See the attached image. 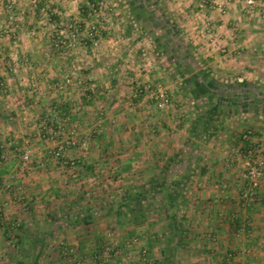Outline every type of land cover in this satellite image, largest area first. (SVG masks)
<instances>
[{
  "label": "crops",
  "instance_id": "crops-1",
  "mask_svg": "<svg viewBox=\"0 0 264 264\" xmlns=\"http://www.w3.org/2000/svg\"><path fill=\"white\" fill-rule=\"evenodd\" d=\"M204 15L208 32L204 41L198 38L197 30L188 25L187 38L173 39V44L166 41L160 47L163 52L165 48L173 56L163 53L161 58L156 57L159 63H152L150 70L144 71V67L138 69L136 65H127L132 71L118 70L125 68V59L116 58L118 60L112 64L114 58L111 55H83L80 58L83 64L86 61L92 63L88 64L89 70L83 69L84 65L80 70L83 74L92 72L93 79L90 82L94 93L92 120L89 121H92L93 136L97 142L93 150L96 152L93 154V165H88L97 175L106 165L109 176L104 185L125 189L152 178L165 168L170 155L188 146L187 156L192 162L184 189L186 205L182 211L186 234L183 244L174 250V264H264V173L258 189L260 201L242 207L238 196L245 186L239 173L242 166L248 163L243 152H253L256 160L264 164V119L259 113L253 115V110L244 107L251 100L259 104L262 97L259 93L264 91V0H212ZM195 51L202 54L207 66L215 72L236 77L238 81L252 75L258 78L262 88L248 83L222 84L216 81L214 93L205 90L207 95L202 96L199 102L194 101L190 91L194 92L196 87L193 76L199 65ZM140 58L137 56L136 61ZM163 59L164 63L161 62ZM173 61L179 62L183 68L188 67L187 72L180 69L171 71L167 62L173 66ZM192 74L193 78L188 79ZM158 83L168 89L170 97L169 104L162 109L156 107L148 91L135 92V88H142L143 84H150L153 88ZM248 87L258 91L256 98L239 94L240 90ZM221 90L230 92V98L228 94L224 96ZM219 95L223 100L218 103ZM85 107L88 109L89 105ZM205 112L211 117L210 124L198 126L196 117ZM82 120L87 121L85 114ZM248 130L249 137L244 140L242 134ZM82 155L81 161L85 163L87 156ZM17 187L28 190L31 186ZM34 188L38 193L41 190L39 186ZM4 195L0 196V264H82L79 258L76 263H66L53 255L54 246L42 243V240L35 245L33 238L61 237L63 232L68 233L76 228L74 235L77 238L72 250L76 252V257L82 259L85 254H94L95 249H91L89 243H84V237L95 238L93 236L97 235L96 227L100 220L106 221L108 227L114 225L116 237L113 241L117 245L120 243L116 245L118 253L114 255L115 259L110 260L114 264L121 254L127 257V264H149L139 261L145 256L149 258L148 254L153 257L150 260L152 264L155 258L161 257L166 221L160 216L158 221L163 223V236L160 245L153 246L146 235L153 232L155 222L146 226L126 224L119 227L114 224L113 215H104L88 226L61 224L62 214L74 211L77 206L82 207L81 202L77 201L75 207L53 212L48 210V205L51 206L53 201L49 204L43 194H38L31 197L26 213H22L26 209L20 208V201ZM40 205L45 207L41 209L42 220L51 225L44 232L35 230L33 224L36 215H39L40 209L37 207ZM20 214L23 222L16 244L4 245L2 237L7 235L8 230L4 223ZM148 218L152 221L150 216ZM132 235L135 238L131 241ZM192 237L191 241H186ZM134 241L137 243L132 246ZM140 251L141 258L138 254Z\"/></svg>",
  "mask_w": 264,
  "mask_h": 264
},
{
  "label": "rangeland",
  "instance_id": "rangeland-1",
  "mask_svg": "<svg viewBox=\"0 0 264 264\" xmlns=\"http://www.w3.org/2000/svg\"><path fill=\"white\" fill-rule=\"evenodd\" d=\"M210 5L212 0H0V196L7 194L11 200L17 198L20 208L26 209L22 213H26L31 197L38 194H43L49 204L53 201L51 206L48 205L51 208L48 210L53 212L69 209L77 201L81 202V208L93 209L102 200H108L120 186L104 185L109 176L106 165L102 166L99 175L88 165H93V154L96 153L93 150L97 142L92 121H89L92 120L94 93L90 82L93 79L92 72L83 74L80 70L83 65V69L89 70L88 64L92 63L86 61L83 64L80 58L83 55H111L114 58L112 64L118 60L116 58L125 59V68L118 70L132 71L127 65L150 70L152 63L158 62L156 57L161 58L163 53L173 56L165 48L163 52L162 44L166 41L173 44V39L184 40L189 26L197 30L198 38L204 41L205 34H208L204 14ZM155 52L157 56L152 55ZM196 55L197 72L188 78L196 79L194 92L190 91L194 101L199 102L202 96L205 97V90L214 93L216 81L222 84L248 83L251 86L261 84L252 75L238 81L236 77L219 74L207 66L201 53L196 52ZM137 56H141L139 61H136ZM172 63L174 67L167 62L171 71L180 69L187 72L188 67L183 68L176 61ZM221 93L225 96L230 92ZM239 94L256 98V92L251 89H242ZM259 94L262 95L259 104L251 100L244 107L253 110V115L259 113L264 119V91ZM86 105H89L88 109ZM83 114L87 121L82 120ZM66 141H74L75 144ZM59 145H63L59 151L63 156L56 154ZM82 154L87 156L85 163L81 161ZM101 161L103 163L104 159ZM21 185L31 187L28 190L17 187ZM34 186L41 188L39 193ZM37 208L40 211L33 224L35 230L44 232L51 225L42 220L44 205ZM156 208L158 205L149 212L152 222H155L151 230L154 237L146 235L153 246L160 245L163 236V223L158 221ZM22 218L20 214L4 223L8 226L7 235L1 241L4 245L16 244ZM98 222L95 238L89 239L90 236L86 235V240L84 237V243L95 249L94 254H85L82 259L76 257L72 250L77 238L74 235L76 228L63 232L61 237L44 239L35 236L34 244H40V240L51 244L55 250L53 255L66 263H76L79 258L82 264H98V260L101 264H114L110 260L115 259L120 244L113 241L116 237L114 225L108 227L106 221ZM134 238L132 235L131 241ZM135 241L129 243L133 246L137 243ZM110 246L115 249L107 252L105 248ZM138 254L141 258V251ZM122 256L124 254L119 255L116 264ZM148 256L139 261L152 264L150 260L153 257Z\"/></svg>",
  "mask_w": 264,
  "mask_h": 264
},
{
  "label": "trees",
  "instance_id": "trees-1",
  "mask_svg": "<svg viewBox=\"0 0 264 264\" xmlns=\"http://www.w3.org/2000/svg\"><path fill=\"white\" fill-rule=\"evenodd\" d=\"M206 93L204 91L205 95ZM196 118L198 126L199 124L207 126L211 121L209 119L211 117L206 112ZM188 151L189 148L186 146L180 152L170 155L165 168L152 178L139 185L125 189L119 188L110 195L108 200H102L93 209H83L77 206L74 211L63 213L60 217L61 224L88 226L97 218L113 215L116 226L121 227L126 224L146 226L152 224L148 218L149 212L158 205L157 212L166 224L161 257L155 258L153 264H174V250L178 245L183 244L184 234H186L182 211L186 205L184 189L192 162L187 156ZM75 206L74 204L73 207Z\"/></svg>",
  "mask_w": 264,
  "mask_h": 264
},
{
  "label": "built area",
  "instance_id": "built-area-1",
  "mask_svg": "<svg viewBox=\"0 0 264 264\" xmlns=\"http://www.w3.org/2000/svg\"><path fill=\"white\" fill-rule=\"evenodd\" d=\"M142 88H135V92H141L142 90L148 91L150 93V97L154 100V104L158 109L165 108L169 102L170 97L166 90V88L161 85L160 83L156 84L153 88L150 84H143L141 85ZM250 131H246L242 134V138L244 140H247L249 137ZM67 143H70L72 145L75 144L74 141H66ZM63 149V145H59L58 152H56L57 155L63 156V152H59ZM239 153V152H238ZM253 152H243V157H246L247 164L242 166V171L239 173L240 178L243 182H245L244 188H242L239 191V199H240V206H246L253 202L260 201L259 197V186L260 181L264 173V164L258 160L257 158L252 155ZM14 224L19 225L20 222H14ZM15 237V236H14ZM114 247H106L105 250L108 251H114ZM127 261L126 256H122L118 264H125ZM98 264H101L100 260H98ZM104 264V263H103Z\"/></svg>",
  "mask_w": 264,
  "mask_h": 264
},
{
  "label": "flooded vegetation",
  "instance_id": "flooded-vegetation-1",
  "mask_svg": "<svg viewBox=\"0 0 264 264\" xmlns=\"http://www.w3.org/2000/svg\"><path fill=\"white\" fill-rule=\"evenodd\" d=\"M222 100H223V99H222V96L219 95L216 101H218V103H219V102H221Z\"/></svg>",
  "mask_w": 264,
  "mask_h": 264
},
{
  "label": "water",
  "instance_id": "water-1",
  "mask_svg": "<svg viewBox=\"0 0 264 264\" xmlns=\"http://www.w3.org/2000/svg\"><path fill=\"white\" fill-rule=\"evenodd\" d=\"M229 88H231V87H229ZM248 89H251V90H253V91H254V88L252 89L251 87H248V88H247V90H248ZM254 92H258V91H257V90H255ZM259 95H261V94H259ZM261 96H262V95H261Z\"/></svg>",
  "mask_w": 264,
  "mask_h": 264
}]
</instances>
